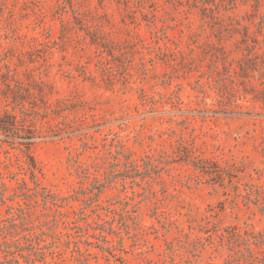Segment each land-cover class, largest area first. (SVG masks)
I'll list each match as a JSON object with an SVG mask.
<instances>
[{
	"label": "rangeland",
	"instance_id": "374dc122",
	"mask_svg": "<svg viewBox=\"0 0 264 264\" xmlns=\"http://www.w3.org/2000/svg\"><path fill=\"white\" fill-rule=\"evenodd\" d=\"M231 1L0 0V228L48 239L31 264H264V0ZM120 154L158 178L109 183Z\"/></svg>",
	"mask_w": 264,
	"mask_h": 264
},
{
	"label": "trees",
	"instance_id": "16d2710c",
	"mask_svg": "<svg viewBox=\"0 0 264 264\" xmlns=\"http://www.w3.org/2000/svg\"><path fill=\"white\" fill-rule=\"evenodd\" d=\"M217 1L216 5H221L222 3L225 2V0H215V2ZM72 6V4H69ZM228 6H231L230 9L235 10L236 9V0H232L231 2H229L228 4H226ZM253 12H256L257 10H255V6ZM67 12L66 9H64L63 13L65 14ZM23 120V118H22ZM22 120H19V118H17L16 116V112L10 113L9 111H1L0 110V134L1 135H10L13 133H16L18 131L21 132V130L18 129L20 122ZM14 140V139H13ZM24 139L22 138V141ZM20 146H22V150H20L26 159H28L30 161L29 163V173H30V178L33 179L34 175L36 173V167L34 165V162L32 160V158L29 156V148H27L25 146V144H19ZM264 153V150H263ZM117 163H118V168L116 170H113L110 173H107L106 177H105V173L102 172L101 175L106 178V181H109V183L111 184H118L119 182L125 184L128 181H135V180H142V179H150V178H158L155 174H151L149 176H143L142 172L145 170L147 171V168H143L141 165H137V171L140 173L139 175L141 176H136L133 175L131 176V174H128V170L130 169L129 167L131 165H136L135 161L131 159L130 155L127 154H120V158L117 159ZM136 167V166H135ZM148 172H151L150 170ZM119 174H122L121 176H118ZM261 174V173H260ZM222 176V174H221ZM229 179H236V177L234 176H229ZM34 181V179L32 180ZM34 183V182H33ZM92 195V193H91ZM241 198H243L247 203H250L252 205H258L254 204V202L256 201H260L262 200V195L263 193L260 192L259 190H249L246 189L245 193L243 194H239ZM238 197V196H237ZM25 200V199H24ZM58 202V200H54L52 201H45L44 203H48L51 205H56ZM23 203H20V205H22ZM261 210H263V208H261ZM23 220H16L13 221V223H10L9 225L6 226H2L0 228V230L4 231V236L0 239V244H4L7 246L6 251L2 252V250L0 249V262H5L6 264H22V262L24 264H31L32 262L29 261L31 259L30 256H34V254L36 253V251L38 252V247H44L45 245H47L48 243V239H38V241L36 243H32V242H28L26 241V239L33 237L34 234L31 233L30 235H28L26 232H22V230L19 228L20 223H22ZM113 228V227H112ZM31 230V229H30ZM29 230V231H30ZM26 231V230H24ZM108 231L110 230H99V234L102 236L107 237L108 235H115L114 232L109 233ZM8 237V238H7ZM249 238V239H248ZM247 239H243L241 238L242 241L244 242H253L255 246H260V245H264V238L262 240L256 239V238H252L250 236H248ZM106 244L110 245V242L107 241ZM31 246L33 249L28 251V250H23L24 247H28ZM17 246V247H16ZM102 248H99V250H101ZM249 249V248H248ZM102 251V250H101ZM104 251V248H103ZM34 263H38V260H33Z\"/></svg>",
	"mask_w": 264,
	"mask_h": 264
}]
</instances>
